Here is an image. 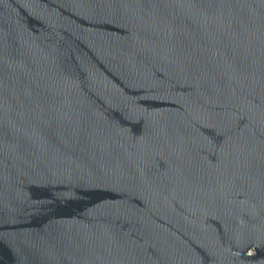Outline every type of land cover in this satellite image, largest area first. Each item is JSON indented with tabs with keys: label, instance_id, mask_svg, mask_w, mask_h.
I'll return each mask as SVG.
<instances>
[{
	"label": "water",
	"instance_id": "obj_1",
	"mask_svg": "<svg viewBox=\"0 0 264 264\" xmlns=\"http://www.w3.org/2000/svg\"><path fill=\"white\" fill-rule=\"evenodd\" d=\"M0 264H264V0H0Z\"/></svg>",
	"mask_w": 264,
	"mask_h": 264
}]
</instances>
